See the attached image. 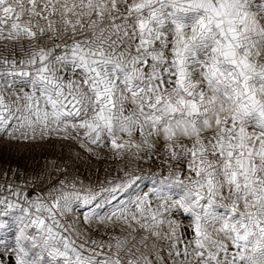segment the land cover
<instances>
[{
  "label": "snow or ice",
  "instance_id": "6c2138e0",
  "mask_svg": "<svg viewBox=\"0 0 264 264\" xmlns=\"http://www.w3.org/2000/svg\"><path fill=\"white\" fill-rule=\"evenodd\" d=\"M57 144L109 167L0 171V264H264V0H0V146Z\"/></svg>",
  "mask_w": 264,
  "mask_h": 264
},
{
  "label": "rangeland",
  "instance_id": "374dc122",
  "mask_svg": "<svg viewBox=\"0 0 264 264\" xmlns=\"http://www.w3.org/2000/svg\"><path fill=\"white\" fill-rule=\"evenodd\" d=\"M71 147H74V145ZM64 148L65 151L61 149L62 152L57 156L47 155L39 159L40 156H27L22 151L17 152L14 147L8 145L0 146V171H5L8 168H18L22 173L29 176L35 173L44 174L46 172H55L54 167L50 163L55 161L59 164L72 165L83 178L87 179L93 177L96 168L101 170L100 174L102 176L104 174V168L109 167V164L92 159L83 153L81 154V158L70 159L69 148L67 146ZM56 178V175H53L52 179L55 180ZM20 180H23V176L20 177Z\"/></svg>",
  "mask_w": 264,
  "mask_h": 264
},
{
  "label": "crops",
  "instance_id": "0c3cea01",
  "mask_svg": "<svg viewBox=\"0 0 264 264\" xmlns=\"http://www.w3.org/2000/svg\"><path fill=\"white\" fill-rule=\"evenodd\" d=\"M72 148H75V145ZM61 149L65 151V148L64 147L62 148L60 144H57L55 146V148H50V149H48L46 151H41L40 149H37L35 152H28V151L22 150V153H24L27 156H31V155H33V156H36V155L37 156H40L39 157V159H40V158H43L44 156H47V155H55V156H57V155L60 154V152H62ZM34 159H36V157H34Z\"/></svg>",
  "mask_w": 264,
  "mask_h": 264
}]
</instances>
